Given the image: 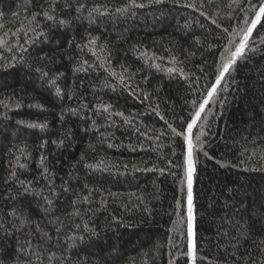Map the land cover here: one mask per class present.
I'll use <instances>...</instances> for the list:
<instances>
[{
	"label": "trees",
	"instance_id": "obj_1",
	"mask_svg": "<svg viewBox=\"0 0 264 264\" xmlns=\"http://www.w3.org/2000/svg\"><path fill=\"white\" fill-rule=\"evenodd\" d=\"M138 2L0 0V264H192L186 147L168 124L189 118L246 14L232 0ZM201 133L195 264H264V27L195 145Z\"/></svg>",
	"mask_w": 264,
	"mask_h": 264
},
{
	"label": "snow or ice",
	"instance_id": "obj_2",
	"mask_svg": "<svg viewBox=\"0 0 264 264\" xmlns=\"http://www.w3.org/2000/svg\"><path fill=\"white\" fill-rule=\"evenodd\" d=\"M164 0H148L149 5H159L162 4ZM245 0H232V3L237 4V7L242 13L246 14L245 17H238V19H242L243 27L239 30V40L233 42L229 40L228 43L232 45L229 48H226L221 53V67L218 69L217 73L215 74L214 82H209L205 91L201 93L197 102L193 104V109L190 113L189 118L184 122L183 125L179 127H174L172 124H168V128L170 131V136L173 141L177 139L181 141L180 147L185 149V165L186 171L185 175L187 178V199H186V210H187V217H186V225H187V238H188V246H187V256L191 258L192 264L196 262V242H195V233H194V208H193V174L195 172V165L193 161V154L194 150L198 147L200 150L204 151V155L206 157L209 156V153L206 149H203V141H201L200 137L203 135L196 136V140L200 142L199 145H195L193 143V129L194 127L198 126V121L202 120V113L206 112V106L210 104L214 100V98L218 94V88L221 86V81L224 80L225 75L230 73V69L233 65L236 64L237 59H244L246 58V50L250 48V37H252L253 31L257 29V26L264 27V0H247V6H244ZM146 5L143 2H138V0H130V3L126 8H117L115 9L118 13H123L128 11L129 9L135 8H144ZM187 7H194L191 4L186 5ZM203 6V5H201ZM231 7V4L229 5ZM77 11H81V9H77ZM44 17L47 20H54L52 15H49L48 12L43 13ZM91 16V13H89ZM201 15H204L201 12ZM60 24L65 23L63 19L59 21ZM215 23V21H213ZM219 27V25H217ZM42 34V33H41ZM85 63H87L85 61ZM75 111V110H73ZM63 119V114L60 117ZM167 123V122H166ZM31 128L40 127L43 128L44 125H36L30 124L28 125ZM23 191L25 194H31L33 196H40L43 197L46 201L48 200L47 197H44L43 192H37L35 187H28L21 182ZM51 187L49 191H51ZM67 189H65L66 191ZM50 202V201H49ZM31 203L37 205V210L40 207L39 200H33ZM47 211V209H45ZM27 217L20 219V224L23 225L27 221ZM37 230H39V226L37 225ZM5 234H7V230L5 229Z\"/></svg>",
	"mask_w": 264,
	"mask_h": 264
},
{
	"label": "rangeland",
	"instance_id": "obj_3",
	"mask_svg": "<svg viewBox=\"0 0 264 264\" xmlns=\"http://www.w3.org/2000/svg\"><path fill=\"white\" fill-rule=\"evenodd\" d=\"M256 214H257V212H255V213H253V216H256ZM14 221H13V224L16 222L17 223V220L16 219H14V218H12ZM31 242H29V244H30ZM34 248H37L36 246H34Z\"/></svg>",
	"mask_w": 264,
	"mask_h": 264
}]
</instances>
